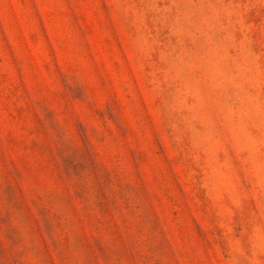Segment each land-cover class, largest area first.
<instances>
[{"label": "rangeland", "instance_id": "obj_1", "mask_svg": "<svg viewBox=\"0 0 264 264\" xmlns=\"http://www.w3.org/2000/svg\"><path fill=\"white\" fill-rule=\"evenodd\" d=\"M0 264H264V0H0Z\"/></svg>", "mask_w": 264, "mask_h": 264}]
</instances>
